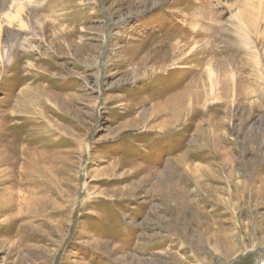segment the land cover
I'll return each mask as SVG.
<instances>
[{
	"label": "rangeland",
	"instance_id": "rangeland-1",
	"mask_svg": "<svg viewBox=\"0 0 264 264\" xmlns=\"http://www.w3.org/2000/svg\"><path fill=\"white\" fill-rule=\"evenodd\" d=\"M12 5L11 24L0 10L15 58H0V264L262 261L264 3Z\"/></svg>",
	"mask_w": 264,
	"mask_h": 264
},
{
	"label": "bare ground",
	"instance_id": "bare-ground-1",
	"mask_svg": "<svg viewBox=\"0 0 264 264\" xmlns=\"http://www.w3.org/2000/svg\"><path fill=\"white\" fill-rule=\"evenodd\" d=\"M20 1H23V0H3L2 1V3L0 4V10L1 11H4V16H5V19H6V22H8L9 24H11V21L14 19H18V18H20L19 17V12H20V10H19V8H17V11L15 12V16L11 13V11H12V8L14 7L13 5H12V3H20ZM261 2L262 3H264V0H261ZM14 9V8H13ZM197 12V11H196ZM201 14V13H200ZM202 15V14H201ZM2 16V15H1ZM0 16V17H1ZM184 18H185V23H187L188 22V18H189V14H183L182 15ZM188 17V18H187ZM198 18V17H197ZM12 19V20H11ZM195 19V18H194ZM190 20V19H189ZM5 21V20H4ZM196 21V20H195ZM2 23V22H1ZM0 23V24H1ZM188 24V23H187ZM21 25H22V28L23 27H25V23H23L22 21H21ZM5 26V25H4ZM200 27V25L196 22V24H193V28H194V30H196V29H198ZM0 28H1V30H2V25H0ZM17 36V35H16ZM1 37V36H0ZM176 47L178 48V46H175V49H176ZM179 49V48H178ZM175 51V50H174ZM175 54V53H174ZM176 55V54H175ZM2 57V59H4L5 61H7L8 63H14V61H15V58H14V56H13V53H12V50H8V48H7V50L6 49H4L3 48V46H2V44L0 43V58ZM146 60V59H145ZM145 60H143V61H145ZM180 60V59H179ZM142 61V62H143ZM174 63H178V61H175ZM149 64V63H148ZM169 64V63H168ZM183 64V63H182ZM190 64V63H189ZM157 65H161V64H157ZM166 65V64H165ZM165 65H163V67L165 66ZM187 65V64H186ZM148 66H150V65H148ZM174 68L172 69V70H175L176 69V67H177V64H173L172 65ZM148 68V67H147ZM157 68V67H156ZM191 68H194V67H191ZM21 69V68H20ZM148 69H150V67L148 68ZM163 69V68H162ZM161 69V70H162ZM178 69V68H177ZM182 69V68H181ZM186 69H188V71H190L191 69L188 67H186ZM190 69V70H189ZM153 70H154V68H153ZM183 70V69H182ZM22 71V70H21ZM145 71V70H144ZM165 71H167V70H165ZM186 71V70H185ZM187 71V72H188ZM151 72V71H150ZM174 72V71H173ZM207 75H208V80H209V84H210V92H211V94L212 95H216L217 94V91H218V86H219V84H218V80H217V75H216V73L213 71V69L212 68H209L207 71ZM185 73V72H184ZM191 73V72H190ZM151 74H152V72H151ZM192 74V73H191ZM155 75V74H154ZM183 75V74H182ZM150 76V75H149ZM164 76V75H163ZM165 79V78H164ZM163 79V80H164ZM203 80V79H202ZM174 84V83H173ZM173 86V85H172ZM183 87V86H182ZM185 88V87H184ZM169 89V88H168ZM182 89V88H181ZM189 89V88H188ZM187 89V90H188ZM186 90V89H185ZM181 92H183L184 93V91H181ZM36 93V92H35ZM187 93V92H186ZM188 94V93H187ZM182 95V94H181ZM184 95V94H183ZM170 96V95H169ZM181 97V96H180ZM187 97V96H186ZM167 98V97H166ZM179 100H181V99H179ZM215 100V99H214ZM183 102V101H182ZM221 102V101H220ZM17 103V102H16ZM27 104V103H26ZM169 104V103H168ZM172 106L171 107H173V109H174V107H175V105L174 104H171ZM184 105V104H183ZM182 105V106H183ZM167 106H169V105H165L164 107H162L163 109L165 108L166 110L168 109L169 110V108H167ZM181 105H179V107H180ZM185 106V105H184ZM183 106V107H184ZM170 107V108H171ZM178 108V107H177ZM19 110V109H18ZM165 110V111H166ZM177 110V109H176ZM183 110V109H182ZM17 112V111H16ZM24 112V111H23ZM29 112V111H28ZM168 112V111H167ZM178 112H181V110L179 109V111ZM169 115V114H168ZM187 116V115H186ZM167 124V123H166ZM162 128V127H161ZM25 148V147H24ZM34 162V161H33ZM1 163V162H0ZM32 163V162H31ZM4 164V163H3Z\"/></svg>",
	"mask_w": 264,
	"mask_h": 264
},
{
	"label": "built area",
	"instance_id": "built-area-1",
	"mask_svg": "<svg viewBox=\"0 0 264 264\" xmlns=\"http://www.w3.org/2000/svg\"><path fill=\"white\" fill-rule=\"evenodd\" d=\"M258 264H264V259L262 261H260Z\"/></svg>",
	"mask_w": 264,
	"mask_h": 264
}]
</instances>
